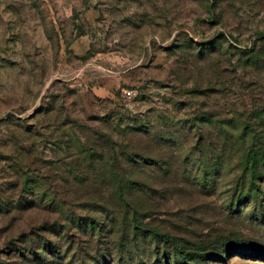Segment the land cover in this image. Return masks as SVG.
<instances>
[{
    "label": "rangeland",
    "instance_id": "obj_1",
    "mask_svg": "<svg viewBox=\"0 0 264 264\" xmlns=\"http://www.w3.org/2000/svg\"><path fill=\"white\" fill-rule=\"evenodd\" d=\"M248 147L264 0H0V264H264Z\"/></svg>",
    "mask_w": 264,
    "mask_h": 264
},
{
    "label": "trees",
    "instance_id": "obj_2",
    "mask_svg": "<svg viewBox=\"0 0 264 264\" xmlns=\"http://www.w3.org/2000/svg\"><path fill=\"white\" fill-rule=\"evenodd\" d=\"M264 149L260 150H253L251 148H247L243 150V166L247 171V175L250 178H254L257 170H256V166L255 163L257 162V160H262L264 158ZM165 241L170 242V244H172L175 247V253L181 257V258H185L187 253L185 252V250L183 249V245L178 243V240L175 238H171V237H165ZM179 245V246H178Z\"/></svg>",
    "mask_w": 264,
    "mask_h": 264
},
{
    "label": "built area",
    "instance_id": "obj_3",
    "mask_svg": "<svg viewBox=\"0 0 264 264\" xmlns=\"http://www.w3.org/2000/svg\"><path fill=\"white\" fill-rule=\"evenodd\" d=\"M125 94H126L127 96H129V92H125Z\"/></svg>",
    "mask_w": 264,
    "mask_h": 264
}]
</instances>
